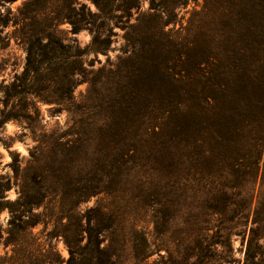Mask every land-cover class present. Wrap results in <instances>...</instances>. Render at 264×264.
<instances>
[{"label": "rangeland", "instance_id": "1", "mask_svg": "<svg viewBox=\"0 0 264 264\" xmlns=\"http://www.w3.org/2000/svg\"><path fill=\"white\" fill-rule=\"evenodd\" d=\"M205 2L0 0V15L8 20L0 45V116L7 86L25 68L30 40L55 37L71 46L70 53L87 50L81 56L82 71L76 74L79 83L71 92L72 99L64 103L36 95L9 98L8 109L24 108L32 117H9L0 129V180L7 185L0 209V264H244L253 226L249 206L255 207L264 191L262 170L239 179L227 173L210 177L217 186L231 184L227 189L241 192L235 200L238 204L221 210L204 200V188L189 196L171 193V200L161 203L148 200L145 196L150 191L137 187L134 171L119 190L84 199L75 186L64 191L57 182L59 141L65 133L72 137L87 126V115L81 110L100 101L104 83L118 81V67L127 74L137 62H147L150 69L168 57L180 74L174 82H164L155 73L150 80H142L155 95V113L169 108L165 117L154 121L157 130L174 126L173 114L191 110L203 115L200 120L205 125L216 123L199 98L208 88L187 76L198 63L205 65L209 53L213 55L210 62L215 61L221 49L216 25H206ZM72 21L79 26L77 31ZM95 37L107 39L108 46L101 49L96 44L90 50ZM66 57L60 64L72 65L73 58ZM211 66L216 70V62ZM62 73L59 69V76ZM204 136L205 146L219 139L211 132ZM145 138L159 142L169 135L162 131ZM145 154L137 151L138 158ZM65 164L63 174L72 180L89 168L88 163L78 165L72 158Z\"/></svg>", "mask_w": 264, "mask_h": 264}, {"label": "trees", "instance_id": "2", "mask_svg": "<svg viewBox=\"0 0 264 264\" xmlns=\"http://www.w3.org/2000/svg\"><path fill=\"white\" fill-rule=\"evenodd\" d=\"M205 10L206 25H216L221 49L215 61L210 62L213 55L209 53L204 59L205 65L198 63L187 76L208 88L199 98L215 115L216 123L205 125L200 120L203 115L191 110L190 113L173 114L171 117L177 120L174 126L157 130L154 121L157 117H165L169 108L155 113V95L142 80H150L155 73L164 82H174L180 74L168 57L151 64L150 69L147 62H137L127 74L118 67V81L104 83L105 93L100 91V101L81 110L87 115L84 120L87 126L74 131L72 137L65 133L59 141L62 153L57 182L64 191L73 185L83 193L84 199L94 193L119 190L125 183L124 178L134 171L133 177L139 179L135 181L137 187L150 191L145 196L148 200L161 203L171 200L168 198L171 193L182 192L189 196V192L204 188V200L221 210L238 204L235 200L241 192L227 189L231 184L217 186L210 177L227 173L239 179L245 174L264 172V0H206ZM72 23V29L77 31L79 26ZM7 24V17L0 15V45L4 41L2 28ZM96 44L102 49L108 46V40L100 41L95 37L90 50ZM70 48L55 37L46 40L37 37L29 41L25 68L5 91L0 129L9 117H32L24 108L23 111L8 109L9 98L36 95L47 101L64 103L72 99L71 92L79 83L76 74L82 71L81 56L87 50L76 49L70 53ZM63 55H67L65 59L72 57L73 64L61 65ZM213 62H216V70L211 66ZM59 69H63L60 76ZM162 131L169 135L168 139L156 142L145 138ZM208 132L219 139L205 146L204 135ZM137 151L146 154L138 158ZM69 158L78 165L88 163L89 166L76 180L63 174ZM86 179L90 183H85ZM6 188V183L0 180V209ZM252 206L251 203L253 226L244 264H264V242L260 241L264 239L263 190L255 207Z\"/></svg>", "mask_w": 264, "mask_h": 264}]
</instances>
